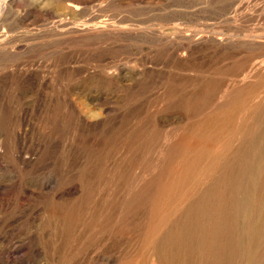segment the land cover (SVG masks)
I'll use <instances>...</instances> for the list:
<instances>
[{"label":"rangeland","instance_id":"rangeland-1","mask_svg":"<svg viewBox=\"0 0 264 264\" xmlns=\"http://www.w3.org/2000/svg\"><path fill=\"white\" fill-rule=\"evenodd\" d=\"M0 264H264V0H0Z\"/></svg>","mask_w":264,"mask_h":264}]
</instances>
